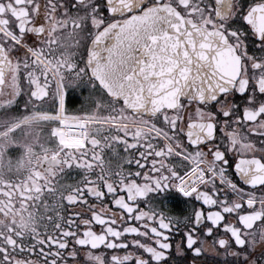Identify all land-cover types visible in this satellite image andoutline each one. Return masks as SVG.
<instances>
[{"label": "flooded vegetation", "instance_id": "1", "mask_svg": "<svg viewBox=\"0 0 264 264\" xmlns=\"http://www.w3.org/2000/svg\"><path fill=\"white\" fill-rule=\"evenodd\" d=\"M156 6L226 38L228 91L134 114L91 78ZM0 264H264V0H0Z\"/></svg>", "mask_w": 264, "mask_h": 264}, {"label": "water", "instance_id": "2", "mask_svg": "<svg viewBox=\"0 0 264 264\" xmlns=\"http://www.w3.org/2000/svg\"><path fill=\"white\" fill-rule=\"evenodd\" d=\"M143 2L107 0V5L115 15L122 5L135 7ZM238 63L225 37L158 6L109 24L87 53L90 76L107 96L130 112L145 115L171 108L180 99L215 100L234 84Z\"/></svg>", "mask_w": 264, "mask_h": 264}]
</instances>
